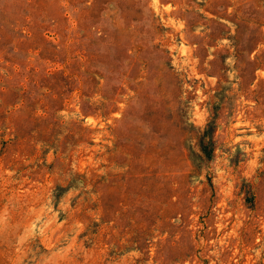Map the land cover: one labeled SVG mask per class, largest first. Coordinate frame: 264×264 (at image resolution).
Instances as JSON below:
<instances>
[{"label":"rangeland","instance_id":"1","mask_svg":"<svg viewBox=\"0 0 264 264\" xmlns=\"http://www.w3.org/2000/svg\"><path fill=\"white\" fill-rule=\"evenodd\" d=\"M0 264H264V0H0Z\"/></svg>","mask_w":264,"mask_h":264},{"label":"trees","instance_id":"2","mask_svg":"<svg viewBox=\"0 0 264 264\" xmlns=\"http://www.w3.org/2000/svg\"><path fill=\"white\" fill-rule=\"evenodd\" d=\"M201 149L202 150H204V152H206V153H208V154H206L207 156H206V161H207V159H209V157H210V154H209V152L206 150V148H205V146H201Z\"/></svg>","mask_w":264,"mask_h":264}]
</instances>
